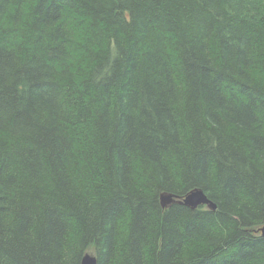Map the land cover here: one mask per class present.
I'll return each instance as SVG.
<instances>
[{"label":"trees","instance_id":"16d2710c","mask_svg":"<svg viewBox=\"0 0 264 264\" xmlns=\"http://www.w3.org/2000/svg\"><path fill=\"white\" fill-rule=\"evenodd\" d=\"M262 224L264 0H0V264H264Z\"/></svg>","mask_w":264,"mask_h":264},{"label":"water","instance_id":"95a60500","mask_svg":"<svg viewBox=\"0 0 264 264\" xmlns=\"http://www.w3.org/2000/svg\"><path fill=\"white\" fill-rule=\"evenodd\" d=\"M159 202L162 207H168L173 203H179L191 208H196L199 205H205L207 208L214 210L216 205L211 201L204 192L200 189H191L183 196H177L169 192H161L159 194ZM258 231L264 236V224L259 226ZM80 264H97L96 257L93 253L86 252Z\"/></svg>","mask_w":264,"mask_h":264}]
</instances>
